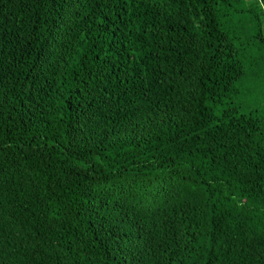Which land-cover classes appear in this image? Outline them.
Wrapping results in <instances>:
<instances>
[{
    "label": "trees",
    "instance_id": "obj_1",
    "mask_svg": "<svg viewBox=\"0 0 264 264\" xmlns=\"http://www.w3.org/2000/svg\"><path fill=\"white\" fill-rule=\"evenodd\" d=\"M263 24L0 0V264H264Z\"/></svg>",
    "mask_w": 264,
    "mask_h": 264
},
{
    "label": "rangeland",
    "instance_id": "obj_2",
    "mask_svg": "<svg viewBox=\"0 0 264 264\" xmlns=\"http://www.w3.org/2000/svg\"><path fill=\"white\" fill-rule=\"evenodd\" d=\"M231 1L236 8L241 7V6H243V7H254V4H256V0H239L238 2H237V0H231ZM238 3H240V4H238ZM263 36H264V24H263ZM255 57H256V55L252 56V58H255ZM248 72H249V74H248L249 77L246 81V86H247V88L250 89V91H252L254 89V86H255V73H253L254 71L252 69H248ZM255 94H257V93H255ZM255 94H252L251 96H247V97L244 96L243 101H245L249 105L259 104L261 102V100L256 98ZM236 103H240V102L237 101Z\"/></svg>",
    "mask_w": 264,
    "mask_h": 264
}]
</instances>
